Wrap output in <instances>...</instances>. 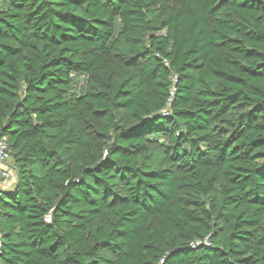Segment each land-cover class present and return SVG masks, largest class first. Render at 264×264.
I'll list each match as a JSON object with an SVG mask.
<instances>
[{"label": "trees", "instance_id": "obj_1", "mask_svg": "<svg viewBox=\"0 0 264 264\" xmlns=\"http://www.w3.org/2000/svg\"><path fill=\"white\" fill-rule=\"evenodd\" d=\"M0 136L1 264H264V0H0Z\"/></svg>", "mask_w": 264, "mask_h": 264}, {"label": "built area", "instance_id": "obj_2", "mask_svg": "<svg viewBox=\"0 0 264 264\" xmlns=\"http://www.w3.org/2000/svg\"><path fill=\"white\" fill-rule=\"evenodd\" d=\"M176 81V77L174 78ZM16 183V171L10 164V156L5 140L0 136V197L10 183ZM3 235L0 232V264L3 249Z\"/></svg>", "mask_w": 264, "mask_h": 264}, {"label": "crops", "instance_id": "obj_3", "mask_svg": "<svg viewBox=\"0 0 264 264\" xmlns=\"http://www.w3.org/2000/svg\"><path fill=\"white\" fill-rule=\"evenodd\" d=\"M15 185V182H13V183H10L9 185H8V189H12L13 188V186Z\"/></svg>", "mask_w": 264, "mask_h": 264}]
</instances>
